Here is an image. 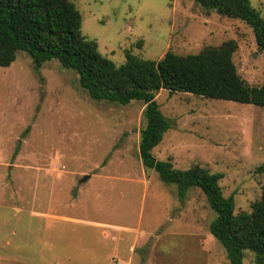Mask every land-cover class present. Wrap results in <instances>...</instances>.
<instances>
[{
	"label": "rangeland",
	"instance_id": "rangeland-1",
	"mask_svg": "<svg viewBox=\"0 0 264 264\" xmlns=\"http://www.w3.org/2000/svg\"><path fill=\"white\" fill-rule=\"evenodd\" d=\"M71 1L83 34L117 65L127 53L158 61L168 51L195 54L233 39L239 74L264 85V50L244 21L195 0ZM250 1L264 15V0ZM157 101L172 127L156 158L223 173L235 213L250 212L264 186V107L168 90ZM144 108L137 100H94L57 60L38 73L19 52L0 67V264H107L114 247L101 232L116 229L108 222L134 226L139 216L138 228L156 236L141 239L134 264H231L211 233L217 214L202 190L181 199L176 184L144 166ZM243 264H255L252 251Z\"/></svg>",
	"mask_w": 264,
	"mask_h": 264
},
{
	"label": "trees",
	"instance_id": "trees-1",
	"mask_svg": "<svg viewBox=\"0 0 264 264\" xmlns=\"http://www.w3.org/2000/svg\"><path fill=\"white\" fill-rule=\"evenodd\" d=\"M207 12L244 21L264 50V15L250 0H195ZM83 17L71 0H0V67L11 66L19 52L27 53L38 73L42 65L57 60L76 71L80 86L96 101L127 105L134 100L145 105L141 129L140 158L167 184H176L184 199L199 188L217 216L211 233L225 247L231 264H243L245 250L255 254V264H264V186L252 210L235 213V198L224 196L223 173L195 165L182 170L170 160H159L153 150L172 124L157 101L161 90L230 100L264 107V85L250 86L239 74L233 55L236 40L204 47L199 53L181 55L168 51L158 61L127 53L117 65L99 52L96 40L82 32Z\"/></svg>",
	"mask_w": 264,
	"mask_h": 264
},
{
	"label": "crops",
	"instance_id": "crops-1",
	"mask_svg": "<svg viewBox=\"0 0 264 264\" xmlns=\"http://www.w3.org/2000/svg\"><path fill=\"white\" fill-rule=\"evenodd\" d=\"M140 219V216L139 219L136 217L134 226L126 223L118 224L120 225L118 226L114 222H108V225L115 226L116 229L104 230L100 235L102 242L112 243L114 247V251L107 254V258H109V262L106 261L107 264H134L138 253L137 248H139L137 246L141 239L149 235L156 236L152 229L138 228Z\"/></svg>",
	"mask_w": 264,
	"mask_h": 264
},
{
	"label": "water",
	"instance_id": "water-1",
	"mask_svg": "<svg viewBox=\"0 0 264 264\" xmlns=\"http://www.w3.org/2000/svg\"><path fill=\"white\" fill-rule=\"evenodd\" d=\"M88 178H89V176H88V175H87V176H85V177H84V179H83V182H84V181H87V180H88Z\"/></svg>",
	"mask_w": 264,
	"mask_h": 264
}]
</instances>
